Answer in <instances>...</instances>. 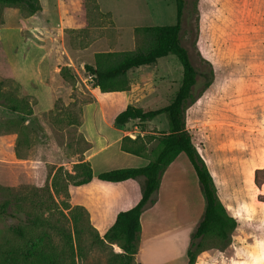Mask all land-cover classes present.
Here are the masks:
<instances>
[{
    "label": "rangeland",
    "instance_id": "obj_1",
    "mask_svg": "<svg viewBox=\"0 0 264 264\" xmlns=\"http://www.w3.org/2000/svg\"><path fill=\"white\" fill-rule=\"evenodd\" d=\"M185 1L180 38L198 71L184 105L185 126L218 198L236 219L226 242L213 234L197 240L193 264H264V0ZM87 4L82 27L63 31L24 27L21 32L30 39L26 42L12 28L19 16L31 14L23 6L0 4V201L12 195L27 197V203L48 198L46 185L54 168L62 165L71 170L72 164L91 150V143L79 131L80 125L68 123L71 116L82 121L85 103L81 101L88 97L91 102L105 98L107 110L113 109L119 99L107 92L99 91L105 96L96 93L84 63L95 65L94 53L98 51L144 47L134 33L135 26L176 22L174 0H99L100 10L96 0ZM5 21L7 25L2 27ZM29 46L40 53H29ZM56 65H67L76 74L73 89L56 74L46 81L44 66L52 71ZM14 72L29 79L28 88L22 90ZM181 74V64L173 54L128 70L129 103L143 109L165 105ZM14 97H25L33 113L8 108L6 102ZM53 100L59 109L48 110ZM118 127L125 135L138 134L150 150L167 132L168 121L161 113L145 121L132 119ZM128 163L116 156L103 167ZM101 164L93 161L94 172L103 169ZM161 180L164 188L173 187L183 193L190 205L186 211L183 199L174 203L176 218L184 223L177 230L166 228L170 222L165 213L158 218L143 215L139 240L143 235L150 237L143 242L144 253L139 257L144 264H187V256L179 255L186 254L190 241L186 230L196 224L204 198L184 153L164 169ZM111 186L123 185L116 182ZM156 194L143 210L154 203ZM53 215L60 217L57 210ZM88 216L93 225L89 211ZM8 226L9 220L0 216V258L6 246L19 242ZM110 251L122 250L106 241L105 246L88 248L86 257L78 262L110 264ZM131 264H139L136 254Z\"/></svg>",
    "mask_w": 264,
    "mask_h": 264
},
{
    "label": "trees",
    "instance_id": "obj_2",
    "mask_svg": "<svg viewBox=\"0 0 264 264\" xmlns=\"http://www.w3.org/2000/svg\"><path fill=\"white\" fill-rule=\"evenodd\" d=\"M88 1L83 0L85 10L88 9ZM174 2L176 8L174 24L134 27V33L139 35L141 43L144 42V47L123 52L98 51L94 53L95 65L90 63L83 65L90 75L92 86H97L100 91L106 92L128 89L127 71L153 64L159 57L173 54L181 64V78L168 103L148 109L128 103L114 116L113 122L116 126H122L132 119L149 120L161 113L167 116L168 130L158 137L155 146L150 150L144 139L138 135L134 138L128 135L121 137L120 148L147 157V163L141 166L112 168L96 175L99 179L107 181L142 176L140 197L131 207L119 211L113 223L100 235L90 223L86 208L80 204H71L69 201L68 186L79 185L92 178L90 162L80 158L72 164L71 170L59 165L52 171L50 182L46 185L48 198H37L27 203V197L12 195L0 201V216L9 220L8 228L19 240L18 243H10L2 251L0 264H79L78 259L86 257L88 248L105 246L106 241L116 243L122 250L110 251V264H131L138 250L140 214L147 203L153 202L162 172L181 152L191 163L204 198L202 212L190 233V241L186 249L187 264L194 263L199 246L197 240L203 236L213 234L223 242L229 239L230 232L236 225V219L218 198L211 175L194 148L190 133L185 126L184 105L192 94L198 71L180 38L181 18L186 1L174 0ZM0 4L23 6L29 14L41 8L39 0H0ZM59 75L73 89L76 74L71 68L62 65ZM90 101L91 97H88L81 103ZM5 105L13 111L19 110L29 115L33 113L25 97H14ZM53 108L59 109L56 100ZM68 123L80 125L81 120L78 116H71ZM57 196L63 198L57 200ZM55 210L60 217H54ZM85 234L90 237L86 239Z\"/></svg>",
    "mask_w": 264,
    "mask_h": 264
},
{
    "label": "crops",
    "instance_id": "obj_3",
    "mask_svg": "<svg viewBox=\"0 0 264 264\" xmlns=\"http://www.w3.org/2000/svg\"><path fill=\"white\" fill-rule=\"evenodd\" d=\"M39 3L41 6L39 10L29 15L28 17L19 16L18 22L16 21V26L12 28L13 30H15V34L17 33L18 35H20V39L25 40V42L29 41L30 39L29 37H25L23 35V32H21L24 27L32 29V25H35L46 27L47 29L56 28L63 31L64 28L78 29L85 24L86 10L83 4V0H39ZM96 3L100 10L101 8L99 5V0H96ZM52 14L56 16L55 20ZM6 25L7 23L5 21V23L2 24V27H6ZM5 29L9 31L11 28ZM29 48V53H31L33 50L37 51V53H40L39 49L37 50L32 46H29ZM61 66L56 65L55 69L52 71L50 69L47 70V68L44 66V75L46 77V81H49L55 74L60 77L59 69ZM13 76L18 81V83H20L22 90L23 88H28V78L23 77V75L19 72H14ZM46 85L48 87V90L50 89L51 91V85L49 84V82H47ZM93 89H95L96 93L102 96L104 95L99 92L100 89L97 86H94ZM106 92L109 93L110 96L117 97L119 99V103H117L111 110L105 109V98H97L92 102L90 101L85 103L83 107V119L79 128V131L83 133L85 139L91 143V150H89L87 153L85 152V155L82 158L90 162L93 176L89 181L85 183L68 186L70 203L80 204L84 206L89 211L93 227L102 234L113 223L116 214L119 211L131 207L138 200L143 185V177L138 176L135 178H128L120 181H107L99 179L96 175L101 171L112 168L141 166L148 161V158L145 156L133 154L120 148L121 137L125 134H123V132H121L123 130L120 127L116 126L113 122L115 114L122 110L132 100L131 95L126 90ZM53 104L54 100L52 105L48 107V110L53 107ZM105 113L106 115H104ZM129 135L131 136V138H134L138 134L130 133ZM116 156L122 157L125 161H129L130 163L126 165L124 164L123 166L115 165L107 168L103 167L105 166V162L112 160L113 157ZM95 160L102 162L101 167H103V169H100L98 172H94L93 161ZM173 161L169 165H171ZM116 182L122 184L123 186H121L120 188L111 186L112 183ZM72 186L74 190H72ZM156 193L157 194L155 195L154 203L149 207V209H147V211L142 210L140 214V223H142L143 215H147L150 218H158L161 213H165L170 222V224H168L166 228H171V230L182 228L184 223L180 222L176 218L178 214H176L174 203L183 199L185 201L187 211V207H189L190 205L189 200L184 199L185 196L183 195V193L181 194L179 190H176V188H164L161 179ZM154 224L155 222L150 224L151 226H149V230L154 226ZM195 225L196 224L186 230V236H188L189 239L190 233L194 229ZM149 237L150 236L143 235L140 240L138 239L139 242L136 256L139 259V264H144L143 260H141L139 256L141 254L143 255V242L146 241ZM183 256L186 257V254L180 253L179 258H183Z\"/></svg>",
    "mask_w": 264,
    "mask_h": 264
}]
</instances>
